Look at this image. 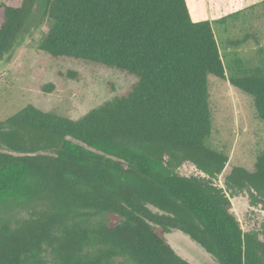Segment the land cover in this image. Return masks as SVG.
I'll list each match as a JSON object with an SVG mask.
<instances>
[{
	"label": "trees",
	"instance_id": "trees-1",
	"mask_svg": "<svg viewBox=\"0 0 264 264\" xmlns=\"http://www.w3.org/2000/svg\"><path fill=\"white\" fill-rule=\"evenodd\" d=\"M38 7V50L132 80L77 118L28 104L0 119V208L15 210L0 219V264H191L172 230L217 264H264V230L243 229L230 200L247 192L264 204V148L251 169L225 172L229 155L207 144L210 75L251 96L264 122V32L220 43L216 30L242 13L194 21L186 0H5L0 62ZM244 39L257 47L253 65L233 51ZM187 162L203 175L181 174Z\"/></svg>",
	"mask_w": 264,
	"mask_h": 264
},
{
	"label": "rangeland",
	"instance_id": "rangeland-1",
	"mask_svg": "<svg viewBox=\"0 0 264 264\" xmlns=\"http://www.w3.org/2000/svg\"><path fill=\"white\" fill-rule=\"evenodd\" d=\"M2 1L5 0H0ZM186 2L194 21L209 20L213 23L227 14L242 13L241 16L245 18L240 16L239 20L230 24V28L229 23L225 25L229 30L223 40L243 39L249 28H252L255 36L260 37L261 33L258 32H264V0ZM223 2L226 5L218 6ZM39 17L40 7L31 20L22 45L10 59L0 62V119H6L28 104H34L44 111L77 118L128 86L132 79L116 69L72 59L54 60L47 53L38 50L37 42L45 30L44 25L37 26ZM216 32L218 39H222L220 29ZM248 42L254 44L252 38ZM248 42L244 39L242 45L236 51L233 50L245 66L256 62L253 59L257 47L248 45ZM49 83L54 85V89L51 92L43 91L41 86ZM208 83L213 132L207 144L229 155L225 172L235 165L251 169L255 158L264 148V122L257 118L253 99L233 87L228 80L210 75ZM179 172L187 176L203 175L189 162L183 164ZM215 182L224 187L221 177ZM230 200L231 211L239 219L243 229L264 230L263 203L251 205L247 192H239ZM29 207L34 206H27ZM13 213L9 208L2 207L0 219H8ZM104 220L113 223L116 218L105 216ZM166 238L174 250L191 264H217L209 253L184 233L172 230L166 234Z\"/></svg>",
	"mask_w": 264,
	"mask_h": 264
},
{
	"label": "crops",
	"instance_id": "crops-1",
	"mask_svg": "<svg viewBox=\"0 0 264 264\" xmlns=\"http://www.w3.org/2000/svg\"><path fill=\"white\" fill-rule=\"evenodd\" d=\"M222 4H223V5H226V2L219 3L218 6H221ZM187 5H188V3H187ZM188 8H189V7H188ZM227 15H229V14H227ZM227 15H225V16H227ZM209 16H210V14H209ZM223 16H224V15H223ZM219 17H220V16H219ZM219 17H217V18H219ZM241 17H244V16H241ZM244 18H245V17H244ZM237 20H239V18H238ZM237 20H235V21H237ZM215 21H216V20H215ZM244 23H246V21H245ZM239 24L241 25V23H239ZM242 26L246 27V25H242ZM249 26H250V25H249ZM249 26H248V28H249ZM222 27H223V26H222ZM222 27L220 28V34L222 35V39H218V40H219L220 43L222 42L223 44L226 43V45H228V44L230 45L231 43H230L229 41H232V40H235V39H228V38H227V39H224V40H223V38L228 34V30H229V28H230V24H228V27H229V28H228V27H225V26H224L223 28H222ZM224 28L227 29V30H224ZM216 33H217V32H216ZM216 35H217V34H216ZM222 40H223V41H222ZM241 45H242V44H241ZM241 45H240V46H241ZM228 49H232V48H228ZM222 50H223V49H222Z\"/></svg>",
	"mask_w": 264,
	"mask_h": 264
}]
</instances>
